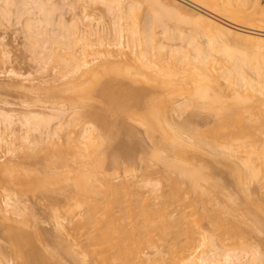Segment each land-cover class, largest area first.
<instances>
[{
	"label": "bare ground",
	"instance_id": "bare-ground-1",
	"mask_svg": "<svg viewBox=\"0 0 264 264\" xmlns=\"http://www.w3.org/2000/svg\"><path fill=\"white\" fill-rule=\"evenodd\" d=\"M0 1L5 4L3 9L0 7V11L3 10L1 13H5V17L7 14L9 19L10 14H13L12 9L15 8L13 6L18 7L17 13L14 14H21V17L19 15L16 17L20 20L19 23L24 24L25 21L26 28L23 29L29 33L27 38L29 36L28 39L33 47L39 46V42L44 39L42 43L44 50H39L41 53H46V56L40 53L42 55L40 57H46L43 61L46 63L48 61V67L51 62L56 63L58 69L63 71V74L60 72L63 80H67L69 76L68 80L71 81V75L73 81L79 79L78 82L83 83V80H80L83 77L86 82L90 81L88 86L85 83L83 87L76 84L77 86L72 89L71 86H67V83L71 84V82L66 83L68 91L69 89L71 91L68 94L73 95L69 101L72 104L76 100L73 104L76 107H73L77 110H71L77 112V121L82 123L87 120L84 117L92 118V113L79 112L77 105L82 103L79 101L81 99L90 100V96L97 90L102 92L111 105L116 103L115 101H118L116 104L120 103L119 106L124 104L121 100L127 93L128 96L131 95L130 99H134L137 106L144 102L146 112L143 115L137 113L135 120L138 117L136 121L145 129V134L153 145L151 151H146L142 146L144 144L138 148L144 154L143 162H147L148 168L157 164L162 165L161 171L165 169L164 175L156 172L158 176L161 175L158 179L155 178L157 180L150 178L137 180L139 176L135 173L132 174L133 179L127 176L126 179L120 178L116 173L110 174L111 178L112 175L120 178L119 181L117 179L119 183H116L115 176L111 181V178L105 174L104 166L107 163L95 159L97 155L95 149L97 147L99 149L97 143H94L97 137H92L95 136V132L93 133L96 131V128L93 130L95 126L88 125L83 128L84 131L82 130L81 133L84 134L83 141L72 139L73 137L71 140L69 135L67 144L71 141L68 146H71L72 150L74 148L75 154H78L75 158L79 159V162L81 159V162L76 161L80 164H76L78 174L74 173L67 164L69 171L64 170V173L68 172V175H71L73 172L74 177H71L73 181L71 187L69 183L67 184L69 189L65 186L68 178L65 179L67 181L63 186L66 187V191L70 190V193L71 189H74L72 191L75 194L72 193L71 196L75 197V200L72 197L73 201L77 200L75 208L81 209L82 206H86V211L83 210L86 214L83 215L82 222L84 231H80L81 235L78 236L76 230H72L73 227L67 226L74 224V221L73 224L68 223L72 222L70 217L72 212H76L73 204L71 205L73 208L69 206L72 209L68 208L61 217L55 215V226L62 237L51 249L46 244V247L43 245L45 249L39 250L33 244L44 235L40 230L33 233L27 232V228L25 231L23 228L18 231L10 230L8 237L14 252L12 254H15L22 264H61L62 254L68 255L77 264H264V250L258 245L254 247L250 242L253 236H264V193L262 195L260 193L261 197L259 195L258 198L257 195H253L254 191H251L253 185H259L258 187L264 189V11L261 9L260 0H186L192 3L191 7L183 5L180 0H76L77 3H74H80L84 8L91 6L90 3L106 6L114 17L113 31H111L113 33L110 34H113V40L111 36L110 42V38L105 39L106 33L102 35L98 28L95 29L90 25L89 30L82 28L83 21L80 19V22L78 17L76 19L79 22L74 18H72L74 22H66L61 16L62 18L54 23L56 20L51 17V12L58 10L57 5L54 7L52 4V7L49 4L51 8L43 0H31L38 9L37 17V15L32 16L31 8L25 9L28 4L25 5L24 0ZM195 6L205 11L193 9ZM143 7L149 14H147L148 20L147 18L143 20L144 25L141 26V20L138 19L141 18L139 15L143 12ZM25 12L32 13L27 15L28 21L21 20L22 15H25L22 13ZM165 19H168V22L170 19H177L181 24L184 22L190 25L191 28L187 27L191 29L190 32L182 31L185 34L180 33L181 37H178L181 38V44H175L173 38V42L170 37L167 38L171 30L167 27L169 25ZM53 25L58 27L56 29L58 31H51ZM49 26L51 29H48ZM156 27L163 29L161 34L166 41L160 38V33L157 36ZM171 32L172 35L175 34ZM78 45L81 48L79 54H77ZM63 50L66 51L65 54ZM43 61L39 60V63ZM121 62H124L126 67H123ZM104 76H116V78L103 81L101 77ZM119 76L123 77L122 80L118 78ZM142 76L143 82L146 81V84H143L147 87L133 86V83L141 81ZM125 78L132 80L133 85L126 84L124 81L128 79ZM30 82L33 84L30 87H35L33 81ZM156 93L158 95H155ZM127 104L125 101L123 106H128ZM123 106H120L123 108L120 109L125 111L127 108ZM194 107L209 109L211 114L209 113V119L208 117L206 119L211 127L205 130H201V124L194 127L195 123H192L194 115H188L189 117L180 123L175 120L176 114L182 115ZM56 113L60 117V113L64 115L66 112L61 110ZM133 113L131 112L133 116L130 114L129 117L134 118L136 112ZM20 114L22 113L16 115L10 110L0 109V147L11 146L16 140H20L27 154L28 151H25L29 147L27 145L40 142V138V140H50L58 133L57 130L61 129L53 125V115L48 114L53 116L52 120L47 114L48 117L32 111ZM95 114L97 116V113ZM57 116L55 118H58ZM18 123L25 129L22 134L16 129ZM35 132L39 134L41 132L43 136H39V139L36 136L37 140L32 136ZM100 138L98 137L99 140ZM100 142V147H104ZM54 145L57 144L52 141V152L60 150V147L64 150L70 149L67 145H65L67 147ZM29 154L30 152L28 156H32ZM51 154L53 156V153ZM55 155L58 158V155ZM59 156L63 157L61 154ZM204 156L210 157L208 162L212 161L231 177L229 182L232 181L235 185L236 194L228 192L227 184L220 179L217 180L214 172L218 168L212 167V162L210 165L204 164L201 160ZM118 160H113L114 163H111L117 170L120 169L118 166L121 164ZM10 161L12 162L13 159L11 158ZM10 161L8 162L11 163ZM8 162L6 165L0 164V179L5 183L4 180L11 177L12 181L9 183L7 181L8 187L9 189L13 187L16 193L13 189L12 193L8 188L7 191L5 190L7 194H4L3 205L6 210L4 208L3 210L10 214L6 218L12 216L23 218L24 227L25 223L29 224L33 214L22 203V199H17L18 188H14L16 187L14 184L17 187L20 185V188L28 185L26 187L34 189L35 182L33 187L32 184L29 185L32 181L28 180L32 178L37 185L38 182L41 185L40 182L44 179H40L38 173L29 174L31 172L24 171V168L20 171L23 173L10 174V170L13 171L16 165L14 162L13 165ZM53 162L48 164L52 163L54 166ZM63 164L64 161L61 163L62 167ZM128 164L132 166L134 161L130 160ZM93 167H97L95 168L97 172L100 167L101 175L105 170L104 180L103 176L102 178L99 176L100 173L93 170ZM65 168L67 169L66 166ZM53 169L54 167L51 171H54ZM7 172L10 175L6 174ZM55 172L57 173V169ZM3 173L9 177L3 176ZM27 173L29 176H26ZM13 175L21 177L18 179L25 177L22 181L30 178L26 180L27 182H22L17 181V178L12 177ZM162 176L165 181L161 180ZM55 177L57 179V176ZM98 177L102 179L101 183L99 181L100 185L96 183ZM11 183L13 186L9 185ZM46 184L45 186L48 185ZM20 188L19 191L22 190ZM23 189L27 190V188ZM11 219L13 221V217ZM19 221L21 220L17 222ZM204 221H207L208 229L204 226ZM76 223L78 225L77 221ZM78 228L79 225L78 227L74 225L73 229L78 231ZM262 239L264 242V238ZM259 241L262 242L261 239ZM44 242L41 241L42 244ZM3 263L0 261V264Z\"/></svg>",
	"mask_w": 264,
	"mask_h": 264
},
{
	"label": "rangeland",
	"instance_id": "rangeland-1",
	"mask_svg": "<svg viewBox=\"0 0 264 264\" xmlns=\"http://www.w3.org/2000/svg\"><path fill=\"white\" fill-rule=\"evenodd\" d=\"M24 1H25V5H26V3L28 4L27 7H25V9L31 8L32 11H33V15L32 16H36L37 15V17H38L39 14H38V9L36 8V4H34V2H32L31 0L28 1L29 3L27 2V0H24ZM43 1H45V4H48L47 5L48 7L50 6L49 4H51L52 7H53V5H54V7L56 5H57L56 6L57 8L59 7L58 10H55L57 8H54V10H55V11H53V13L55 12L54 14L51 12V17H53L56 20V22H54L55 20L53 19L54 23H57L58 20L62 18L61 16H63V18L65 19L66 22L69 21L71 23L74 22V20L72 18H74L75 20H77V19L80 20L81 19L84 22L83 23L80 20V22L82 24V28H84V29L86 28L87 30H89L90 26L91 27L94 26L95 29L98 28L97 30H99L102 35H105L104 33H106L107 37L105 36V39L106 38H108V39L110 38L109 42L111 41V36H112V40H113V34L112 35H110V34L113 33L111 31H113L112 30L113 29L112 22L114 20V17L111 15V13H109V11L107 10L106 6H104L102 4L101 5L100 4H96L95 5V4L90 3L91 6H89L87 8H84L80 3L75 4V3H77V2H75L76 0H69V2H68V0H66V1L65 0H50L49 2H46L47 0H43ZM1 2L2 1H0V7H1V9H3L2 7L5 4L3 2H2L3 3L2 4ZM180 2L183 5H185V6L187 5V7H191L190 5H192V3H190L189 1H186V0H183V1L180 0ZM260 3L262 4L261 9H263V11H264V0H260ZM69 5L71 6V8H69L70 7ZM28 6H31V7H28ZM13 8L14 9L11 8L13 16L10 14V16H11L10 19L7 18V14H6V17H5L4 16L5 13H1L3 10L0 11V13H1L0 14V109L3 108V110H6V111L10 110L11 112H13V114L15 113L16 115L19 114V113H22V114H25L27 112L29 113L31 111L32 112H36V113H41L44 116H47L48 114H50V115L54 116V121H52L54 123L53 125L55 127L58 126V129L61 128V129H59L60 131L57 130L58 133H56L50 140H46V141L44 139L40 140L41 138L39 139V136H43V134L41 132H40L41 135L39 133H36V132L33 133L34 134V135L32 134V136H34L33 138H36V136H38L37 138L39 139L40 142L36 141L34 144L27 145L30 148L25 146V148L27 147V149L25 151H28V153L30 152L31 154H29V155H32V156H28V153L26 154L24 152V149H23L24 145H23V143L20 140H16L13 143V145H11V146H3V145H1V147H0V164L3 165V163H5V165H6V163L8 161H10L11 158H12L13 161L12 162L10 161L11 163H9V162L8 163L12 164V165L15 163V165H16L15 166L16 168L13 166L15 168L14 170L12 169L13 171L10 170V174L12 172H13V174L18 173V172L19 173H23V172H20V171H23V168H24V171H26V172L28 171V173H29V171L31 172L29 174L38 173L37 175L39 176L40 179L43 178L44 180H46V178H47L45 183H44V180H41L43 182V183L40 182L41 185H39V182H38L39 187H38L36 181H33V179L30 178V177L29 178L31 180H28L29 178L23 180V181H26V180L32 181L33 183L32 182L31 183L28 182V183H29V185L32 184L33 187H34V182H35V188L34 189L33 188L31 189V187L30 188L26 187L28 185H24L25 187H21L22 188V190H21V188L19 187L20 185H18V187H17V185L14 184L16 186L14 188H16V189L20 188V190L24 192V193L23 192L21 193V191H19L17 189V196H19V198H17V199H22L23 200L22 203H24L28 207L30 213L33 214V217L30 218V220L29 219L26 220V222H28V220H29V224L25 223L24 224L25 228L22 226L23 222H25V221H23V218H21V219L17 218V217L14 218V216H12L13 217V221L11 219L12 217L6 218V217H9L10 214L8 215V213L5 212L6 208L3 205L4 204L3 203V198L5 196L4 194L6 193L7 188L9 189L8 183H9V181H12V178L10 177L9 178L10 180L9 179H5V180L3 179L4 181H6L5 182L6 184L1 181L2 179H0V182H1V184H0V259L1 260L0 261L4 262L5 264H8V263H10V264H22V262L17 257H15V254H12L14 252H13V248L11 247V243H9V237H8L9 233L8 232L10 230L18 231L21 228H23L24 231L27 228L26 231L30 232V233H33L35 231L39 232V230H40V232H43L41 234H44L43 236H41L42 238H40L42 240H40V239H37L36 241L34 240L36 243L32 241L33 244L35 245V247L37 246L36 248L39 249V250L40 249H42V250L45 249V247L47 245H48V247L50 246L49 249H51V248L55 247V245L57 244L56 243L57 241L60 242L62 236H61L59 230L56 228L57 226H55L56 224H55L54 218L56 219L57 214H58L59 217H61L62 214L66 213V210L68 211L69 206L70 207H72L74 205L76 206V202H77V200L76 201L72 200V197L75 200L74 195L71 196V194L73 193L74 189H71V193H70V190L66 191V189H69V186L72 185L73 181H71V179H72L71 177H74L73 172L78 174V171H79L78 170V166L76 165V164H78V163H76V161L79 162V159L75 158V157H77L78 154L77 155L75 154L74 148L72 150L71 146H68L69 144H71V141L67 144V139H69V138L71 139L73 137L72 139L83 141V135L84 134H81V133H83V131H84L83 128L84 127L86 128L88 125L89 126L92 125L93 127L95 126L93 128V130H95V128H96V131H93V133L95 132V134H94L95 136H92L93 134L91 135L92 137H97V140H95L94 143H97L96 145L99 146V149H98V147L95 149L96 152H97V155H98V156L97 155L95 156V159L97 161L98 160L99 161H105V163H107V164L104 163L106 166L103 165L104 168L106 169V172H105V170H103L102 175H101L102 170L100 169V167H99L100 170L98 169L99 172H97L95 170V168L97 169V167H95V168L93 167V170H95V172H97V173H100L99 176L100 177L103 176V180H104V175L105 174H107L109 176V178H111L110 174H115V173H116V175H119L120 178H124V179H126L125 176H127L130 179H133L132 174L135 173V174H137V176H139V178H137V180L138 179L141 180L142 178H148V179L150 178L152 180H157L158 177H160L161 175L158 176V174L156 172H158V173L161 172L159 174H163V172H164V174H165V171H164L165 169L163 171H161L162 170V168H161L162 165H157V164H153L152 166H150V168H148L149 166L147 167V165H148L147 162H145V161L143 162V155L144 154L141 153V150L138 147H141V145L144 144L142 146L146 149V151H151L153 144H151L152 142L150 143L147 135L145 134V129L138 123V121H136V120H138L137 119L138 117H136V120H135V116L137 115V113H138V115H143L146 112V108L144 107L145 106L143 104L144 102L140 103L141 104L140 106H137V104H135V102L133 101L134 99H130L132 97H130L131 95L128 96V93L124 95V98H123V96H121L123 99H125L124 101H123V99L121 101L124 102V104H125V101H126V103H128L127 105L129 106L130 109L128 108V106L125 105V107L127 108L126 109L123 106L124 104L122 103V105H120V106H123L126 109V110L124 109L125 111H122L123 108L119 106L120 103L116 104L118 101H115L116 103L111 105V104L108 103V100L105 99V97L102 94V92H100L98 90L95 91L92 94L94 96L92 98H91L92 95L90 96V100L91 101L89 99H87V101H85V100L83 101L81 99L79 101L82 102V103L79 102L80 104H78V105L76 104L79 112L80 111H84V113H86V111H87V113H92L93 115H91V116H92L93 119L91 117H89L90 118V120H89V118L84 117V118L87 119V120H84V118H83L82 120H84V122L82 121V123H81V122L77 121L78 120L77 119L78 116L76 117L77 112H75L77 109L75 108L76 106L73 105L74 101H76V100H74L73 103L71 104V102H70L71 100L70 99H71V97L73 95L68 94L71 91H70V89L68 91L67 86H71V89L74 86H77L76 84L82 85V87H83L84 83H85V85L88 86V83L90 81L87 80V82H86L85 78L83 77V78H80V80H83V83L82 82H78L79 79H78V81L74 80V81H76V82H74L73 81V77L71 75H70L71 81L68 80V79H70L69 76H68L67 80L66 79L63 80L62 79V75H61V73L63 71L58 69L59 66L56 63L51 62L49 64V67H48V65H47L48 61H47V63L45 61H43V60H46V57H40V56H42L41 54H43V55L46 54V53H41V51L39 50V49H41V50L43 49V44L42 43H43L44 39L42 38L43 41L42 42L40 41L41 43L39 42V46L37 45L38 48L35 47L36 45L33 47L31 45V43H30L31 41H29V39H28L29 36L27 38V35L29 33L26 32V29H23L25 27V24H26L25 21H24V24H22L23 22L19 23L20 20L18 19V17H16L19 14H17V15L14 14V12L17 13L16 11L18 10L17 9L18 7L13 6ZM195 8H198V9H195ZM19 9H20V7H19ZM84 9H85V11H84ZM142 9H143L142 10L143 12L141 13V15H139L141 18L138 19L139 21L141 20L140 21L141 22V26L144 25L143 24L144 23L143 20L145 21L146 18H147V14H149L147 12L148 10L146 11L145 7H143ZM193 9H195L197 11H201V10L205 11L203 8L201 9V7H196V6L193 7ZM22 14H25V15L24 16L22 15L23 18L21 20H25L26 19V21H28L27 18H29V16H27V15H30L32 13L26 14V12H25V13H22ZM87 15L89 17H86ZM8 16H9V14H8ZM19 16L21 17V14ZM76 17H78V18L76 19ZM219 19H221V18H219ZM147 20H148V18H147ZM165 20H167V25H169L167 27H170V30L173 31V33H175V34L172 35V32L170 30H168V32L170 31L171 34L168 33L167 38L170 37L172 42H173V39H174V43L175 44H179V43L181 44V42H180L181 38L178 39V37L179 36L181 37L180 33H183V32H187L188 33V32H190V30H191L190 29L191 28L190 25L188 26L187 23H184L182 21L181 22L183 24H181V23H179V20L177 21V19H174V20L170 19L169 22H168V19H165ZM78 22H77V24H79ZM81 24L79 26H81ZM53 26H51L52 29H51L50 26H49L50 28H48V29H51V31L53 30L54 32L58 31V30H56L58 27H56V26L53 27ZM178 27H179V30H178ZM187 27H190V28H187ZM156 28H155L156 29L155 32H157L156 33L157 36L160 33L159 34L160 38H162V40L164 39L166 41V38H163L164 35L161 34L163 29L162 28H158V27H156ZM51 31H50V33L54 34V32H51ZM176 31L179 34H177ZM176 34H177V37H175ZM183 34H185V33H183ZM172 36H174V37H172ZM27 40H28L29 43L27 42ZM106 42H108V41H106ZM79 46L80 45L77 46V48H78L77 54L81 53V48ZM35 48H37L38 50L35 49ZM77 48L75 47V50H77ZM33 49H35V51ZM58 51H59V49H58ZM60 52L62 53V51H60ZM63 52H64V50H63ZM65 53H66V51L63 54H65ZM34 56H36V57H34ZM39 60L43 61L44 63L40 62L41 63L40 64ZM45 63H46V65H45ZM121 63H122V66L124 65L123 67H126V64L124 62H121ZM118 64L120 66V63H118ZM119 66H117V68H119ZM41 67H43V68H41ZM45 67H47V68H45ZM42 69H44V70H42ZM60 75H61V77H60ZM108 78L109 79L110 78H116V76L115 77L114 76H111V77H109V76L105 77L104 76L103 78L101 77V80L105 81ZM118 78L122 80L123 77L120 78V76H119ZM139 78H141V77H139ZM125 79H128V81H126ZM125 79H123V81L125 80L124 82L126 84H128V85L132 81L129 78H125ZM142 79H144L143 76L141 78L142 82L139 80L140 81V82L138 81L139 83L138 82L137 83H133L134 85L132 83L131 84L133 86L137 87V88H144V87L146 88L147 87L145 85L146 81L143 82ZM30 80L33 81L35 87H30V85L32 84V82H30ZM68 81L71 82V84L67 83ZM66 83H67V86H66ZM143 83H145V84H143ZM142 84H143V87H142ZM31 86H33V84ZM87 86H85V87H87ZM61 87H63V88H61ZM62 90H64V92ZM97 94H99V95H97ZM152 94H154V93H152ZM55 95H57V97H55ZM155 95H158V94L156 93ZM62 100H63V102H62ZM83 102H85V103H83ZM66 103H68V104H66ZM130 104L133 105V106H131ZM73 106H75V107H73ZM60 107L61 108L63 107L64 109L63 108L61 109ZM120 108H122V109H120ZM54 109H58L59 111L62 110L63 112H66V113H64V115H63V113H62V115L60 113L59 114L60 117H58L56 115L57 114L56 112H59V111L55 112ZM71 109L75 110V111H72ZM79 109H81V110H79ZM130 110H131V112H134V113L136 112V114L134 115V118L133 117H129V115L131 114ZM208 111H209V109L205 110V108L194 107V108L188 109V111L186 113H183L182 115L181 114L180 115L176 114V116L175 115L174 116H175V120L180 123V121H182V120L185 121V119L187 117H189L190 115L191 116L194 115L193 116L194 119H192L193 120L192 123L194 122L195 124L194 125L192 123L191 124L194 127L197 126V124L198 125L201 124V126L200 125L199 126L202 129L200 127L199 128L201 130H205L206 128L211 127V126H209L210 124L207 123V119H206L207 117L209 119V115L211 114L210 111L209 112ZM73 112L75 114H73ZM95 113H97V116H96ZM22 114H20V115H22ZM50 115H48V116H50ZM55 115L58 118H55L56 117ZM53 116H50V118L52 120H53ZM131 116H133V115L131 114ZM101 119H103V120H101ZM76 121L79 122V124ZM80 121H81V119H80ZM93 121H94V123H92ZM87 122H89L90 124L87 123ZM208 122H211V121H208ZM95 124H98V125H95ZM16 126H17L16 129L17 130L19 129L18 133L22 134V133L25 132L24 127L22 128V126H19V123ZM54 126H53V129H55ZM97 130H98V133H97ZM99 134H102V135H99ZM76 135H79V137L76 136ZM68 136H69V138H68ZM59 137L61 139H59ZM76 137H77V139H76ZM98 137H101L100 140L98 139ZM78 138H80V139H78ZM52 141L55 142L58 146H61L62 145L61 143H63L64 145H62V146H64V147L68 146V148H70L71 150L67 149V148H65V150H64L63 147H62V149H61V147L60 148L58 147L60 150L52 152L53 151L51 149L52 148V146H51ZM100 141H102V142H100ZM140 141H143V142H140ZM99 142L104 147H102V146L100 147ZM65 145H67V146H65ZM59 151L62 152V153H56V152H59ZM24 153L27 156H25ZM51 153H53V156H52ZM55 154L58 155V158H57V156ZM59 154H61L63 157L60 158ZM73 155H74V157H73ZM53 157L55 158L54 162H53V159H54ZM125 157H126V159H128V161H130V160L134 161V165L131 164L132 166H130L128 164V161L125 159ZM62 158H65L68 161L66 162ZM79 158H81V157H79ZM208 158L211 159L210 157H205L204 156V158L202 157L201 160H202V162L204 164L208 165L207 163H209V165H210L211 164L210 162H212V161L208 162L209 161ZM116 159L117 160L119 159L120 161L119 160L118 161H119V163H121L120 166H118V167H120V169H118V170L115 167L114 168L116 170H114V168H113L114 165H111V163L112 164L114 163L113 160L115 161ZM50 160H52V161H50ZM56 161H58V163H56ZM62 161H64L63 167L61 166ZM50 162L55 163L54 166L52 165V163H51V165H49L48 163H50ZM73 162H75V163H73ZM80 162H81V159H80ZM57 164H59L58 167L60 169V171H59L60 174H58L59 173L58 172L59 169L57 167ZM67 164H69L68 166H70L72 168V170H73L71 175L70 174L68 175V172H66L67 174L64 173L65 172L64 170H68L69 171ZM64 165L67 167V169L65 168ZM78 165H80V164H78ZM85 165H89V164H85ZM121 166H123L124 168L121 167ZM211 166L212 167H217V165L214 164L213 162H212ZM53 167H54V169H53L54 171H51ZM55 167L57 169V173L55 172V170H56ZM91 167H89V168L92 170ZM85 168H86V166H85ZM87 168H88V166H87ZM104 168H102V169H104ZM217 168L218 169L214 168V169H216L215 172L213 171L214 175L216 174L215 177L217 178V180L220 179V180H222V182L227 184V190L229 189L228 192H231L232 194H234V193L236 194L235 185L232 184V181L229 182L231 177L228 176V174L224 170H221L222 169L221 167L218 166ZM219 168H221V169H219ZM48 171H51V172H48ZM71 171L69 173H71ZM116 171L118 172V174H117ZM61 172H63L64 174L61 173ZM104 172H105V174H104ZM28 173L26 174V176L27 175L29 176ZM39 173H40V175H39ZM6 174H9V173L7 172ZM53 174L54 175L56 174L55 176H57V179H56V177ZM2 175L4 176L5 174L3 173ZM15 175H17V174H15ZM15 175H13L12 177L17 178L16 179L17 181H22V179L25 178V177H23L22 179H18V178H21V177H19V176L16 177ZM19 175L21 176V174H19ZM64 175H65V177L63 178ZM116 175H112V177L114 178V176H115L114 182L119 183V182H117L118 178L116 177ZM5 177H9V176L5 175ZM100 177H98L99 180L96 181V183H98V184H99V181L101 183V180H102V179H100ZM156 177H157V179H155ZM162 177H163V179H161ZM162 177L159 178V179L165 181L164 176H162ZM33 178H34V176H33ZM49 178H50V180L52 178L53 179L50 181ZM113 178H111V181H113ZM120 178L118 179V181L120 180ZM58 179H60L59 182H57ZM65 179H67L68 181L65 180ZM13 180H15V179H13ZM7 181H8V183H7ZM62 181H64V182H62ZM66 181H67V183H66ZM60 182H62V183H60ZM3 183H4V186L2 187ZM46 183L48 185H50V186H48ZM64 183H66V185ZM12 184L13 183H11L9 185L11 186ZM24 184H27V183H24ZM45 184L48 187L45 186ZM67 184L69 186H67ZM63 185H65L68 188H66ZM21 186H23V185L21 184ZM258 186L257 185H253L251 187V191L252 192L254 191L253 195L255 194V195L258 196V198H260L261 195L264 193L263 192L264 189H261ZM63 187H64V189H63ZM23 188H27V190H25ZM12 189H13V187L9 189V190H11L10 193H12ZM28 189H30V191H28ZM36 189H37V191H36ZM13 191H14V189H13ZM14 192L16 193V190ZM18 192H20L21 194L18 193ZM260 193H261V195H260ZM73 194H75V193H73ZM259 195H260V197H259ZM17 196L15 195V197H17ZM68 196H71V197H68ZM70 198H71V200H70ZM75 206H74V209H75L76 212L75 211H74L75 213L72 212V214L70 216L72 218L71 219L72 222H68L70 224H73V221H74V224H73V226L69 225V224L67 226H69L71 228L72 227L74 228V225H75V227H78V225H79L78 231H77V229H73L72 228V230H76V232H77L76 234H78V236H79V235H81L80 231H84V228L82 227V225H83L82 222L84 221L83 215L85 216V214H86V212H85L86 211V209H85L86 206L85 207L82 206L83 209L82 208L81 209L80 208H75ZM3 208L5 210H3ZM72 208H69V209H72ZM83 210H85V211H83ZM5 215H7V216H5ZM55 215H56V217H55ZM82 218H83V220H81ZM18 220H21V221H19L21 223L17 222ZM76 221L78 222V225H77ZM20 225H21V227H20ZM204 226L207 229L209 228V225H208L207 221H204ZM16 228H18V229H16ZM44 237H46V238H44ZM82 238H84V236ZM262 238H264V236H262V237H260V235L255 236V237L253 236V238L251 239L250 242L252 244H254L253 245L254 247L258 245L259 247H261L264 250V248H263L264 242H263ZM45 239H46V241H45ZM260 239L262 240V242L259 241ZM41 241H42V243L44 241L46 243L44 242V244H42ZM261 244H263V245H261ZM43 245H45V247ZM4 254H5V256H4ZM1 256H3L4 258L1 257ZM60 257H61V261H60L61 264H77L74 261V259L72 260L71 257H69L68 255L66 256V254L60 255ZM2 258L4 259L3 261H2Z\"/></svg>",
	"mask_w": 264,
	"mask_h": 264
}]
</instances>
